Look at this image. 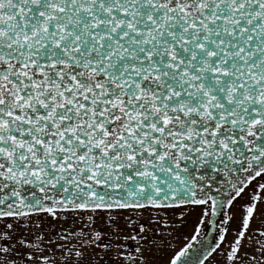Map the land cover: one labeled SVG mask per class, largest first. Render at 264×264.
Here are the masks:
<instances>
[{
    "label": "snow or ice",
    "instance_id": "1",
    "mask_svg": "<svg viewBox=\"0 0 264 264\" xmlns=\"http://www.w3.org/2000/svg\"><path fill=\"white\" fill-rule=\"evenodd\" d=\"M0 264H264V0H0Z\"/></svg>",
    "mask_w": 264,
    "mask_h": 264
}]
</instances>
